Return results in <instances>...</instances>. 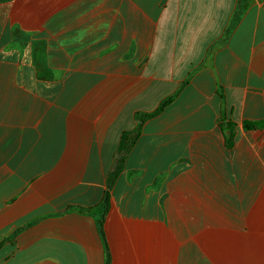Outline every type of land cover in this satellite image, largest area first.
Instances as JSON below:
<instances>
[{
  "label": "crops",
  "instance_id": "1",
  "mask_svg": "<svg viewBox=\"0 0 264 264\" xmlns=\"http://www.w3.org/2000/svg\"><path fill=\"white\" fill-rule=\"evenodd\" d=\"M107 260L264 264V0L0 2V264Z\"/></svg>",
  "mask_w": 264,
  "mask_h": 264
},
{
  "label": "trees",
  "instance_id": "2",
  "mask_svg": "<svg viewBox=\"0 0 264 264\" xmlns=\"http://www.w3.org/2000/svg\"><path fill=\"white\" fill-rule=\"evenodd\" d=\"M4 1H8V0H0V2H4ZM172 100H173L172 97H170V98L166 99L165 101H163V102L161 103V105L159 106V108H158L155 112H153V113H150V114H138V115H137V120L139 121V127H138L137 131L133 134V137H131V139H130V143H129L128 146H130L131 143H133V142L135 141V139L137 138L138 133H139V131H140V129H141L142 124L144 123V121H145L146 119H148V118H150V117H152V116L158 114L159 112L163 111V109H164L167 105H169V104L171 103ZM222 127H223L224 131L227 133V142H228V145L230 146V145H232L233 142H234V135H235L234 124L231 123V122H227V123L223 124ZM125 152H126V150L124 151V153H125ZM124 153H123V154H124ZM117 173H118V172L116 171L115 174H113V176H111V178H115L116 175H117ZM112 180H113V179H112ZM112 180H111V182L109 183V189L112 188ZM104 206H105V208H104L105 210H104V211H105V213H106L107 210H108L109 207H110L109 191H106V192H105V196H104ZM100 228H101V231H102V222H100ZM107 264H109V261H108V260H107Z\"/></svg>",
  "mask_w": 264,
  "mask_h": 264
}]
</instances>
